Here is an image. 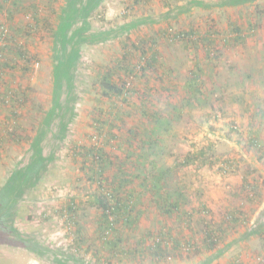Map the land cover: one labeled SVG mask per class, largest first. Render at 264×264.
I'll use <instances>...</instances> for the list:
<instances>
[{
	"label": "rangeland",
	"instance_id": "obj_1",
	"mask_svg": "<svg viewBox=\"0 0 264 264\" xmlns=\"http://www.w3.org/2000/svg\"><path fill=\"white\" fill-rule=\"evenodd\" d=\"M39 2L44 8L45 4L56 7L58 14L51 16L52 24L49 23V27L41 31L37 36L38 43L34 44L40 65L31 74L33 100L20 119L19 127L16 126V129L23 130L26 138L20 144L8 143L0 153V203L14 171L17 168L25 170L26 165L34 163L31 144L36 135L41 138L46 165L41 169L37 167L35 173L33 167L26 171L38 179L26 178L22 186L10 188L11 196L17 198L10 199V202H16L12 211L13 220L6 221V217L0 215V264H61L56 258H62L64 252L71 255L78 251V259L68 258V264H232L235 256L246 248L264 255V197L254 202L247 200L240 187L242 177L249 172V179L256 180L264 194V155L245 150L249 125L255 123L264 131V0H148L134 3L135 9L129 8L132 4L130 0H101L95 10L85 19L79 18L74 25L76 28L87 24L84 32L86 39L80 43V61L73 76L64 78L61 87H56L54 68L58 62L57 55L64 50L60 44L56 45V41L53 42L50 28L58 30L67 0ZM179 7L181 10L175 14L174 10ZM44 13L49 14V9ZM161 17L167 18L174 27L185 30L193 25L196 30L205 31L209 25H214L220 33L217 34L216 51L222 55L220 58L211 56L210 60L201 41L202 44L196 48L190 43L188 47L186 39H158L159 62L154 68L146 70L149 79L146 87L143 77L141 80L126 78L127 87L145 91L154 107L158 106L166 113L173 108L182 112L169 114L170 123L162 126L158 139L148 143V149L145 146L142 148L151 154L147 159L138 160L140 149L129 157L130 147L125 153L118 152L127 160L130 171L143 172L153 161L158 167H172L176 162L181 164L183 156L194 145L199 147L213 141L214 154L235 157L239 167L225 177L209 167L200 169L195 165H176L170 184L176 196L181 198L184 211L194 212L195 235L202 232L200 222L203 218L199 211L202 203L210 207L212 219L224 210L240 208L245 221L229 232L222 253L204 249L190 255L184 248L182 255L168 257L162 262L153 260L150 254L144 259L131 257L123 262L116 259H101L98 262L93 252L86 250L87 246L79 248L75 242L79 237L76 233L78 227L82 229L83 236L92 237L96 233V208L90 203L93 188L84 179L85 171L71 156L70 147L75 143L102 141L96 139L91 116L96 106L94 98L99 96L92 90L94 63L103 64L120 56L123 52L122 39L132 42L145 36L152 39L156 36L157 20ZM126 22L136 24L126 30L123 29ZM165 23L164 20L162 25ZM234 25L244 30L246 37L245 41L229 46L226 40H233L238 35ZM72 33L69 29L68 34ZM72 46L67 53L72 54ZM151 54L149 51L146 58H150ZM197 60L208 66V76L205 77L203 90L193 96L185 85L195 77ZM58 92L64 107L63 116H52V123L44 126L43 120L49 115ZM68 98L72 103L68 102ZM137 98L134 95L138 103ZM113 102L115 100L106 98L100 107L106 114L127 107L124 101L116 102L117 105ZM135 113L140 112L136 110ZM139 115L135 122L121 124L115 131L117 135L129 138L135 146H141V140L146 135L144 130L151 132L153 125L145 122L144 126L138 119ZM40 121L47 133L40 134ZM154 136L150 134L149 138ZM107 150L111 151V147ZM73 196L78 197V201L84 200L85 204L78 210L77 225H66L61 209ZM151 208H148L139 229L125 232L123 238L126 245L136 246L143 232L158 228V215ZM166 222L173 223V219L168 217ZM254 224L261 228L252 230L250 226ZM88 244L95 252L100 241L95 236ZM200 246L203 248L204 245L200 243Z\"/></svg>",
	"mask_w": 264,
	"mask_h": 264
},
{
	"label": "trees",
	"instance_id": "obj_2",
	"mask_svg": "<svg viewBox=\"0 0 264 264\" xmlns=\"http://www.w3.org/2000/svg\"><path fill=\"white\" fill-rule=\"evenodd\" d=\"M39 1L41 0H0V153L7 148L8 143L20 144L26 138L23 130L16 129V126L19 127L20 119L25 115L33 100L31 74L36 69V65H40V61L36 59L34 44L38 43L37 36L41 31L44 28L47 29L49 23L52 24L51 16L58 14L56 7L45 4L47 8H44ZM130 1L132 2V0ZM141 1L147 2L148 0H134L129 8L135 9L134 3ZM99 2L101 3V0H67L64 14L60 17L57 25L58 30L54 31L50 28V31H53V42L56 41V45L60 44L64 50L62 54L57 55L58 62L54 68L56 87H61L64 78L67 76H73L80 61L78 60L80 56L79 46L86 39L84 32L88 26L84 24L74 28L75 23L79 18L85 19L90 12L96 9ZM46 9H49V14L45 15ZM180 10L179 7L174 10V13L176 14ZM164 20L166 23L162 25ZM135 24V22H126L123 29L129 30ZM157 26L156 36L152 39L149 36L139 37L137 42L122 39L123 52L120 56L103 64L94 63L91 76L92 90L99 96L94 98L96 106L91 116L96 139H102V141L101 143L97 141L87 144L75 143L70 147L71 156L85 171L84 179L88 180V184L93 188L90 203L96 208V233L92 237L83 236L81 235L82 229L78 227L76 233L79 237L76 238L75 242L79 248L87 246L86 250L93 252V256L98 262L101 259L107 261L116 259L123 262L125 259H131V257L144 259L149 254L153 260L162 262L168 257L182 255L184 248L190 255L203 252L204 249L208 251L214 249L222 253L226 248L225 242L229 232L245 221L240 208L224 210L220 215H217V218L212 219L210 207L202 203V209L199 207L203 218V224L200 222L202 232L200 235H195L194 212L184 211L181 198L176 196L170 184L176 165L178 167L195 165L200 169L209 167L225 177L235 171L239 167L238 160L231 156L215 155L213 141H210L208 145L199 147L194 145L183 156L181 164L176 162L172 167H158L157 163L153 161L151 165L146 166L143 172L130 171L127 160L118 152L125 153L126 148L130 147L129 151L131 152L127 156L129 157L140 149L141 153L138 160L147 159V156L151 154H147L142 148L158 139L162 126L170 123L169 114L176 115V113L182 112V110L173 108L170 113H166L160 107H154L155 104L145 91L140 92L136 88L127 87L128 80L126 78L130 77L134 80H141L143 77V84L146 87L149 82L146 70L154 68L155 64L159 62V52L156 49L158 39L160 41L186 39L188 44H194L196 48H199L198 45L203 42L207 57L210 60L211 56L215 55V57L220 58L222 55L220 51H216L218 50L216 48L217 34L220 33L214 25H209L205 31L196 30L193 25L188 28L189 30H185L174 27L167 18L161 17L157 20ZM61 28H63L62 31L59 30ZM69 29L72 30V35L68 34ZM234 31L238 35L233 40H226V44L229 46L231 43L235 45L237 42L245 41L246 33L244 30L234 25ZM71 44H73L72 54H69L67 50ZM149 51L152 54L147 59ZM196 54L199 56V53ZM207 67V65H202L201 60H197L195 77L186 82L185 87L193 96H197L204 88L205 77L208 76ZM60 95L58 92L54 97L49 115L45 116L43 120L44 126H49L52 123V116H63L64 107ZM134 95L138 97V103L135 102ZM106 98L115 100L114 105H117L116 102H120V100L124 101L128 108H120L115 113L106 114V111L100 107ZM68 102L72 103V100L68 98ZM136 110L140 112V115L135 113ZM137 115H139L138 119L143 122L144 126H146L145 122L153 123L151 132L144 130L146 135L141 140V146H135L129 138H124L115 133L122 126L121 124L135 122ZM234 123H236L235 120ZM236 125L235 127H237ZM39 128L40 134L42 132L47 133L41 126V121ZM150 134L155 135L152 137L153 139L149 138ZM247 135L248 143L245 150L260 156L264 155V131L255 123H251ZM40 139V136L36 135L31 144L34 149V163L26 165L25 170L17 168L13 173L14 177L7 182L6 188L8 190L1 197L0 203V215L6 217V221L13 220L12 211L16 204V202H10V199L15 200L17 198L11 196L10 188L17 189L19 185L22 186L23 179L26 178L38 179L35 175L27 174L26 171L33 167L35 173L36 169L46 165V156L43 154ZM109 146L111 151L113 150L112 152L107 150ZM146 148L148 149V147ZM240 187L243 197L247 200L254 202L258 198L264 197L260 184L256 180L249 179V172L242 177ZM83 201H78V197L73 196L62 206L63 210L61 209V211L65 217L66 225H77V213L85 204ZM151 207L156 210L158 215V228L143 232L136 246L126 245L123 238L125 232L139 229L148 208ZM168 217L173 219V223L166 222ZM250 227L252 230L261 228L257 224ZM260 234L263 235V232ZM95 236L98 237L100 245L94 252L93 246L88 243L89 240H94ZM200 243L204 245L203 248ZM78 252L71 255L64 252L65 255L62 258H56V261L61 264H68V258L78 259ZM249 256L261 257L262 264H264V255L254 253L249 248L240 254L238 253L232 264H236L240 258ZM100 264L104 263L100 262Z\"/></svg>",
	"mask_w": 264,
	"mask_h": 264
},
{
	"label": "built area",
	"instance_id": "obj_3",
	"mask_svg": "<svg viewBox=\"0 0 264 264\" xmlns=\"http://www.w3.org/2000/svg\"><path fill=\"white\" fill-rule=\"evenodd\" d=\"M38 67V65H36ZM262 258L256 256H249L240 258L236 261V264H262Z\"/></svg>",
	"mask_w": 264,
	"mask_h": 264
}]
</instances>
